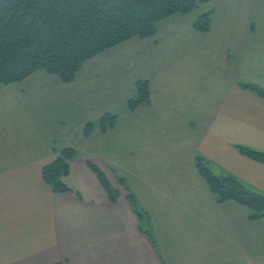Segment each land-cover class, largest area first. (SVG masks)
Wrapping results in <instances>:
<instances>
[{"label": "crops", "instance_id": "1", "mask_svg": "<svg viewBox=\"0 0 264 264\" xmlns=\"http://www.w3.org/2000/svg\"><path fill=\"white\" fill-rule=\"evenodd\" d=\"M231 11L209 32L184 21L186 35L169 32L182 22L172 15L153 36L88 60L71 83L39 70L0 85V264H264V217L219 202L196 167L202 156L217 175L264 194V162L238 148L264 151V97L243 84L264 89V6L244 3L239 19ZM140 79L151 100L130 109ZM107 112L117 124L103 131ZM66 147L76 152L63 177L72 191L55 193L42 169Z\"/></svg>", "mask_w": 264, "mask_h": 264}, {"label": "trees", "instance_id": "2", "mask_svg": "<svg viewBox=\"0 0 264 264\" xmlns=\"http://www.w3.org/2000/svg\"><path fill=\"white\" fill-rule=\"evenodd\" d=\"M212 0H0V85L19 82L44 70L63 82H73L91 58L132 38L153 36L159 23L175 14H190ZM213 25L212 10L202 12L193 26L209 32ZM264 97V89L243 83ZM148 80L136 82L135 92L126 104L135 109L149 103ZM118 115L107 112L98 120L106 131L117 124ZM95 123L88 122L89 133ZM243 154L264 162V151L238 145ZM75 149L66 147L43 166L42 177L55 193L72 189L63 180L70 172L69 161ZM110 199L118 200L106 176L94 165ZM196 167L219 202L232 200L249 210V218L264 217V194L248 189L230 175H217L206 158L198 156ZM125 184V179L119 177ZM127 188V198L142 229L151 232L150 217L135 192ZM151 236L153 238L152 232Z\"/></svg>", "mask_w": 264, "mask_h": 264}, {"label": "rangeland", "instance_id": "3", "mask_svg": "<svg viewBox=\"0 0 264 264\" xmlns=\"http://www.w3.org/2000/svg\"><path fill=\"white\" fill-rule=\"evenodd\" d=\"M259 2H262L263 6H264V0H212L208 3L202 4L199 9L195 10L194 12H192L190 14H187V15L179 14L178 16H180V17H178V18H181L182 22L180 21V19H177L178 21L173 22L170 25L169 32H171V34H174L176 32H182L184 35H186L188 30L186 31L187 26H185L183 22L187 21V20H193L194 21L195 19H197V17L202 12H205L207 10H212L213 17L215 18V20L217 17H219L217 20L221 24H223V21L225 18L224 13H226L229 10L231 11V9L233 11V12L232 11L231 12L233 13L234 17L239 19V17H240L239 14L241 13V12H239V10L243 6L244 3L248 4V5H250V4L253 5V4H257ZM261 12L262 11L256 10L255 8L251 7V11L249 12V16H252L253 19H255L261 15ZM169 32H168V34H169ZM190 33H191V30H190ZM94 60H96V59H94ZM93 62L94 63L91 65V67L94 69L96 67V61H93ZM87 64L88 63H85V65H87ZM85 65H84V67H85ZM84 67H83V69H85ZM136 67L139 68L138 65H136ZM122 78H124V77L122 76Z\"/></svg>", "mask_w": 264, "mask_h": 264}]
</instances>
